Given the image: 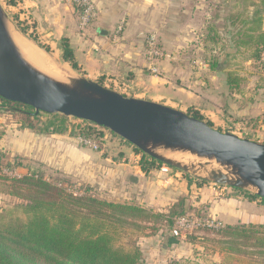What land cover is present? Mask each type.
Wrapping results in <instances>:
<instances>
[{
    "label": "rangeland",
    "instance_id": "1",
    "mask_svg": "<svg viewBox=\"0 0 264 264\" xmlns=\"http://www.w3.org/2000/svg\"><path fill=\"white\" fill-rule=\"evenodd\" d=\"M0 1L7 13V22L10 31L15 32L23 38L27 39L35 46H37L40 50L42 49L50 60V63L57 67L56 74L50 71L48 72L53 73V76L64 80H69L71 77L83 74L81 67L80 71L74 70L70 66V64L64 62L62 55L63 52L60 47L61 41H58L59 35L57 33L51 34L49 37L50 40H46L41 37L39 32H37L36 25H34V31L38 36L39 42L34 41L28 34H24L20 30V26L24 25V21L25 23L27 22L30 25H33L35 22L33 19H30L24 14L25 12H27L25 11V8L19 5L17 0H14L15 5L13 4V0ZM156 1L162 2V0ZM179 1H181L182 5L187 6H184V8H180L179 12H177L176 14V17L180 21L175 22V24L170 23V27L169 25H166L165 30L162 29L161 32H159L158 29L156 30L155 28V30L147 34L148 40L151 35H155V43L157 44V46L160 45L161 49L164 52L162 59H155V63L160 69L159 72L156 73L159 74L161 71L160 74L162 76L176 74V77H179L177 80L179 86L186 87L188 90H190V92L192 91L197 95H201L205 91H212L214 95H221L222 91H224L223 95L221 96L226 97L225 99L227 102V107L225 108V104L222 103L221 105H218V107L215 106L213 111L219 116L226 115L231 119L227 121V124L226 122H222L221 124L224 123L222 126H220V122L216 121L214 122V127L220 128L223 131H231L242 138H250L252 140L264 139V128L262 123L254 124L252 120H249V117H243V115L241 114L243 112V98H247L248 106L250 107L254 104L253 101H250V95L255 90L264 92V53L261 55V59H256L254 55H252V45L247 46L242 44L239 47L238 51L236 48H230L229 44H231V38L227 32L228 30L226 27V24H228L226 18L229 14L236 12L238 13L245 8H247L248 10H252L256 4H261L262 0ZM77 3L78 2H76L75 0L63 1L64 12H67L66 15L70 16V14H73V16H71L73 17V19L75 18L74 16H76L79 27L85 30L87 28L94 27L96 10L94 9V15L90 18L89 21H87L86 24H84V19L82 21L84 9L83 11H80L82 4L80 2L78 4ZM65 6H69V8H65ZM186 8H189V11L188 13L186 12L187 14H183V10H186ZM17 17L20 18V22H23V24L17 20ZM209 28H218L221 33V38L218 37L217 40L213 39V34H210ZM44 29H47V26H44ZM83 29H80L78 31V33L80 32L81 36H83V34L81 33ZM164 31L167 34H170L169 43L167 42L166 44H164L161 38V33ZM29 32H31V30ZM175 36L176 40L174 41ZM42 44L46 46L48 45L50 47V50H46L42 46ZM148 50L149 47L147 49V57L149 58ZM225 51L233 52V56L231 57L230 55V57L228 58L227 56H225ZM84 53L89 55V51L88 53ZM214 54L219 55L221 60H223L224 58L229 59L223 63V65H225L226 67V71H233L242 78L239 86L234 90H229V88L223 83L221 73L211 69L209 61ZM165 58H167V61L165 60ZM29 60L31 59L29 58ZM158 61L160 62V66L158 65ZM34 64L37 65L36 63ZM92 68L93 60L91 59L89 61V69L91 70ZM44 70L47 71L46 69ZM92 75L94 76L95 74L93 73ZM166 94L172 96L173 93L170 91L169 93L166 92ZM147 98H149V100H154L153 98L155 97L152 93H150L149 95H147ZM202 102L203 104H208L206 98H203ZM185 110L187 111L188 109ZM262 113L263 114L262 116H260V119L264 120V111ZM0 126H2V128H0L1 130L6 129L5 133H7L8 130L10 135H13L15 133L17 134L18 132L21 133V131L18 130V124L8 113H5L0 117ZM10 135H7L6 137L2 136V139H0V147H2L1 149L5 148L6 150L3 149L4 152L12 157L21 156L20 154L27 157L26 162H29V164H31L33 172H38L37 169H39V172L43 174V176H45L48 180H57V182L60 181L64 183V185H66L68 189L77 193L83 191V189L80 188V185H89L92 190L91 192L98 194L102 198L115 201H121L124 199L121 195H119L120 189L125 183V181H122L123 178L119 175L120 170H122L121 167L123 166L118 162L115 163L114 160H105L101 153L102 150L95 148L91 149L87 147L85 148L86 150L88 149L87 153L91 155V158L89 157L88 159H91V161L96 165L94 166L95 169L94 171H92V174L87 176L86 169H81L79 166L70 167L68 156L65 160L63 158L59 161L56 149L53 147V143L51 142L52 140H37L36 138L27 137V139H24V141L22 139H18V144H16L14 142V137H10ZM53 139L56 140L57 138L54 137ZM66 139L70 141V144L83 146L79 142V140L78 142H76L75 140L71 141L68 138ZM109 139H111V137ZM48 144L52 145V147L49 148L48 151H44L43 149L38 150L47 147ZM107 146L108 147L104 149V151H107L109 157L114 159L115 156H118L120 147H123L124 145L116 139L107 141ZM90 150L92 151L89 152ZM129 151L130 150H128V152ZM171 153H173L174 159L184 161V158L186 160L184 161L185 163L191 166H195V168L199 170L196 173L203 174L204 176H209V172H211L212 170L222 169V166L216 160L198 157L190 153ZM101 160H105V162L108 164H102ZM100 165H102V167ZM12 167L13 166H11V168ZM163 167L165 168V171L173 177L171 178L172 182H170L172 183L173 187H175L173 191H178V197L181 193V190H179V188H176L175 182L177 184V181L180 180L188 181L185 178V173L187 172L178 168H170L168 166ZM14 169H19V171L22 173V168L16 167ZM106 169L111 170L110 177H105V175H107V172H104L103 174V171ZM196 173H187L194 178V186L195 184H197L195 180H201V176H198V174ZM163 176L165 175L162 174L160 170H156L154 174L146 176V181L151 183H149L148 186H151L154 191L155 198L153 200H147L146 202L141 203L140 201H143V198L145 199V196L143 195L142 199L140 200L134 195V197L128 198V200L125 201L137 203L145 208L152 209L154 211H168L169 207L178 198L173 197V199H171L172 196L169 195L172 193V189L166 187L167 182L164 181L165 179H163ZM64 180L68 181L65 182ZM85 182H88L90 184H87ZM70 183H73V185L69 186ZM206 184H208V186H212L213 188L211 189H217V193L215 195L222 194L225 196L228 193H232L233 191L230 186L225 184H216L211 181H208V183ZM183 188L186 189L185 186ZM7 190L8 188L6 187V184L0 182L1 212L3 209H8L18 204L21 205L20 203L24 202V200H22L21 198L10 195ZM196 197L197 194H192V197L190 195L188 196L189 201L187 202L192 205L193 209H191L186 215L194 216L199 219L208 217L207 212L209 211L210 204L198 206L201 203L196 204ZM177 218L178 217H176V219ZM176 219L175 230L170 232L175 234V237L177 239L176 243L167 247L165 245V240L167 241L169 236H165V239L163 237L162 240H158L155 244V242H153V239H155V237L159 238L158 236L160 235L148 237L146 239L142 237L139 239V244L145 252V264H195L197 262L201 264H254L261 263V261L263 260L260 255L256 254L257 252L254 247L236 244L227 245L221 243V236L217 232H214L213 229L196 226L188 229H178L176 227ZM155 224L160 227H164V225L161 223L155 222ZM168 234L169 233H167V235ZM127 241L128 238L125 235L123 237L120 236L117 239V244L125 245L128 243ZM146 243L150 244L147 245ZM167 252L169 253V255L167 254Z\"/></svg>",
    "mask_w": 264,
    "mask_h": 264
},
{
    "label": "trees",
    "instance_id": "2",
    "mask_svg": "<svg viewBox=\"0 0 264 264\" xmlns=\"http://www.w3.org/2000/svg\"><path fill=\"white\" fill-rule=\"evenodd\" d=\"M13 4L15 5L14 0ZM80 11H83V7ZM17 20L20 22L19 17ZM226 20L227 32L231 38L229 47L238 51L242 44L252 45V55L261 59L264 53V0L252 10L245 8L238 13L229 14ZM34 25L24 21L20 30L39 42ZM209 32L213 34V39L221 38L218 28H209ZM42 46L50 50L48 45ZM60 47L64 62L80 71L71 40L68 37L62 38ZM232 54L233 52L225 51L228 58ZM227 60L229 59L221 60L219 55L214 54L209 65L212 70L221 73L223 83L232 91L239 86L242 78L233 71H226L223 63ZM98 81L104 84L103 78ZM0 112L11 114L21 128H29L39 134L89 139L97 144L99 150L108 147L107 141L117 139L140 154L138 162L146 173L164 165L169 166L143 153L112 131L89 121L59 113H36L33 107L2 96ZM187 112L214 126L213 121L196 108L190 107ZM123 157L124 153L120 151L117 158L123 160ZM0 165L27 169V173L19 176L0 174V182L6 184L8 193L24 200L21 205L0 211V264H145V252L139 239L160 235L164 239L169 236L165 240L166 245L176 243L175 234L170 233L175 230V219L193 209L187 202V195L179 196L168 211L161 212L134 202L102 198L92 193L89 185H80L83 191L77 193L60 181L48 180L39 169L38 172H33L26 157H12L1 149ZM185 178L189 183L194 181L190 174L185 173ZM195 181L198 186L208 183L204 179ZM231 189L233 195L260 199L264 203V198L256 193L235 187ZM155 222L163 224L164 227ZM213 230L221 236V243L254 247L256 254L263 258L261 263L254 264H264V223L226 224ZM124 235L128 238V243L118 245L117 239Z\"/></svg>",
    "mask_w": 264,
    "mask_h": 264
},
{
    "label": "crops",
    "instance_id": "3",
    "mask_svg": "<svg viewBox=\"0 0 264 264\" xmlns=\"http://www.w3.org/2000/svg\"><path fill=\"white\" fill-rule=\"evenodd\" d=\"M17 1L19 5L27 11L24 14L35 21L34 24L36 25L37 32H39L42 38L50 40V35L57 33L59 35V42L64 37H68L71 40L83 75L96 80L103 78L104 85L126 94L127 96L133 95L134 97L149 99L147 98V95L152 93L155 97L153 98L154 101L184 111H186L185 109L194 107L207 119L213 121V123L216 121L220 122V126L225 122L227 124V121L231 119L226 115L219 116L213 111L215 106L218 107V105H221L222 103L225 104V108L227 107L226 97L221 96L224 91H222L221 95H214L212 91H205L201 95H197L192 91L190 92L186 87L179 86L177 82L179 77H176V74L162 76L160 74L161 71L158 74L151 70L152 62L150 61L149 63V58L147 57V49L149 47L147 34L155 30V28L161 32L162 29L165 30L166 25H169L170 27V23L175 24V22H179L180 20H178L176 14L179 12L180 8H184L185 6L181 4V1L89 0L96 10L95 25L86 30L79 27L76 16H74L75 18L73 19V17H71L73 14H70V16L66 15L67 12H64L63 5V1L65 0ZM65 8H69V6H65ZM188 11L189 8H186V10L184 9L183 14H187ZM44 26H47V29H44ZM80 29H83V32L81 31L83 36L80 35V32L78 33ZM101 29L107 31V34H102L100 32ZM161 38L164 44L167 42L169 43L170 34H167L164 31L161 33ZM175 40L176 36L174 37V41ZM88 51L89 55L84 53H88ZM162 58L163 57L159 59ZM91 59L93 60V68L90 70L89 61ZM166 59L167 58H165V60ZM158 65L160 66V62ZM157 68V72H159L160 69L159 67ZM93 73L95 74L94 76L92 75ZM170 91L173 93L172 96L166 94V92L169 93ZM250 96V101H253L254 104L249 107L247 98H243V112L241 114L243 117H249V120H252L254 124L262 123L264 128V120L260 119V116H262V112L264 111V92L255 90ZM203 98L207 99L208 104H203ZM3 114L5 113L0 112V117ZM9 115L12 117L11 114ZM222 122L224 123L221 124ZM0 128H2V126H0ZM18 130L21 131V133H17L19 135L16 133L10 135L8 130L7 133H5L6 129H2L0 139H2V136L6 137L7 135H10V137H14V142L16 144H18V139L24 141L27 137L36 138L37 140H52L51 142L56 149L59 161L63 158L65 160L68 156L70 167L79 166L81 169H86L87 176L94 171V166L96 165L91 159H88L89 157L91 158V155L87 153L88 149H85L86 147L94 149V147L84 144L81 141V138H74L69 135L66 136L60 134H39L29 128H21L19 124ZM54 137L57 139L54 140ZM66 138L71 141L75 140L76 142L79 140L83 146L77 145V147L76 145L70 144V141ZM256 140L264 142V139ZM47 147L38 150L43 149L44 151H48L52 145L48 144ZM1 148L2 147H0V149ZM119 150L124 153L123 160L118 159L117 156L112 159L107 154V151L104 150H102L101 153L105 160H114L115 163L118 162L123 166L121 167L122 170L119 172V175L123 178L122 181H125L120 189L119 195L124 198L121 201L128 200V198L134 197V195L140 200L143 195L145 196V199L143 198V201H140L141 203L146 202L147 200H153L155 198L154 191L151 186H148L150 182L146 181V176L154 174L156 170H160L162 174L165 175L163 176V179L167 182L166 187L172 189V193L169 195L172 196L171 199L177 197L178 191H173L175 187H173L171 183V178L173 177L165 171L163 166L150 173H146L138 162L140 154H137L131 147L126 145L120 147ZM128 150L130 151L128 152ZM91 151L92 150L89 152ZM20 155L25 157L22 154ZM105 160H101V162L102 164L105 163V165H107L108 163H106ZM100 166L102 167V165ZM104 172H107L105 177L111 176L110 169L104 170L103 174ZM185 181L186 180L177 181V184L175 182L176 188L181 190L179 196L190 195L192 197V194H197L196 204L201 203L198 206L210 204L209 211L207 212L208 217L217 218L223 225L264 223V203L260 199H250L242 195H233V193H228L225 196L222 194L215 195L217 189H211L213 187L208 186V184H204V186H198L195 184L194 186V182L189 183L186 181V183ZM85 183L90 184L88 182ZM184 186L186 189L183 188ZM179 196L177 198H179ZM158 237L159 238L155 237V239H153L154 241L151 240L156 244L158 240L163 239L161 236ZM146 244L149 245L150 243ZM166 246L168 247L169 245ZM167 254L169 255L168 252Z\"/></svg>",
    "mask_w": 264,
    "mask_h": 264
},
{
    "label": "water",
    "instance_id": "4",
    "mask_svg": "<svg viewBox=\"0 0 264 264\" xmlns=\"http://www.w3.org/2000/svg\"><path fill=\"white\" fill-rule=\"evenodd\" d=\"M102 34L107 31L101 29ZM0 96L36 113L63 114L112 131L143 153L187 173L199 171L166 153L216 160L222 169L201 179L241 188L264 198V142L221 131L207 120L167 104L127 96L83 74L69 80L35 66L23 54L0 1ZM22 168V173L27 170Z\"/></svg>",
    "mask_w": 264,
    "mask_h": 264
},
{
    "label": "built area",
    "instance_id": "5",
    "mask_svg": "<svg viewBox=\"0 0 264 264\" xmlns=\"http://www.w3.org/2000/svg\"><path fill=\"white\" fill-rule=\"evenodd\" d=\"M76 2H80L82 6L84 7V15L82 16V21L84 24L87 23V21L90 20V18L93 16L94 7L92 3L89 0H75ZM149 60L152 62L151 70L155 73L158 71V68L156 67V63L154 64L155 59H159L163 56L164 52L161 49L160 46H157L155 43V36H151L149 38ZM81 141L89 146L94 147L95 149L98 148L97 144L89 139L81 138ZM16 167H10V166H2L0 165V174L8 175V176H19L21 172L19 169H14ZM207 227L209 229H219L223 227L224 225L217 219L206 217L203 219L196 218L194 216L184 215L180 216L176 219V227L178 229H188L193 227Z\"/></svg>",
    "mask_w": 264,
    "mask_h": 264
},
{
    "label": "bare ground",
    "instance_id": "6",
    "mask_svg": "<svg viewBox=\"0 0 264 264\" xmlns=\"http://www.w3.org/2000/svg\"><path fill=\"white\" fill-rule=\"evenodd\" d=\"M12 35L15 39V41L17 42L18 45H20L22 47V52L25 55V57L29 60V58L36 63L37 65H35L31 60H29L30 62H32L35 66H37L38 68L42 69L43 71H45L44 69H46L47 73L54 75L57 73V67H55L53 64L50 63V60L48 59V57L46 56V54L43 52V50L39 49L37 46H35L33 43H31L30 41H28L27 39L23 38L22 36H20L19 34L12 32ZM19 46V47H20ZM20 47V48H21ZM29 57V58H28ZM53 73H50V72ZM167 156L169 157H173V153H166ZM184 161H186L183 158Z\"/></svg>",
    "mask_w": 264,
    "mask_h": 264
}]
</instances>
